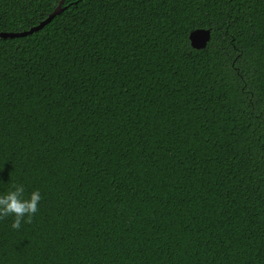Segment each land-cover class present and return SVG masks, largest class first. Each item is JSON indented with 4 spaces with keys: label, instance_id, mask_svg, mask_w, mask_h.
Returning <instances> with one entry per match:
<instances>
[{
    "label": "trees",
    "instance_id": "trees-1",
    "mask_svg": "<svg viewBox=\"0 0 264 264\" xmlns=\"http://www.w3.org/2000/svg\"><path fill=\"white\" fill-rule=\"evenodd\" d=\"M59 1L0 0V31ZM63 8L0 37V193L41 194L0 264H264V0Z\"/></svg>",
    "mask_w": 264,
    "mask_h": 264
},
{
    "label": "clouds",
    "instance_id": "clouds-1",
    "mask_svg": "<svg viewBox=\"0 0 264 264\" xmlns=\"http://www.w3.org/2000/svg\"><path fill=\"white\" fill-rule=\"evenodd\" d=\"M40 199L41 194L38 189L25 196L23 184H14L11 190L0 193V218L11 216V228L17 229L22 221H31Z\"/></svg>",
    "mask_w": 264,
    "mask_h": 264
},
{
    "label": "water",
    "instance_id": "water-1",
    "mask_svg": "<svg viewBox=\"0 0 264 264\" xmlns=\"http://www.w3.org/2000/svg\"><path fill=\"white\" fill-rule=\"evenodd\" d=\"M63 3L64 0H60L56 8L40 23H38L35 26H32L31 28L23 31H0V37L6 38V37H18V36H25L27 34H30L36 30L41 29L46 23L51 21L54 16L59 14L63 11ZM211 39V29L210 28H196L192 30L189 34V40L191 43V46L196 49H203L207 46V43Z\"/></svg>",
    "mask_w": 264,
    "mask_h": 264
}]
</instances>
